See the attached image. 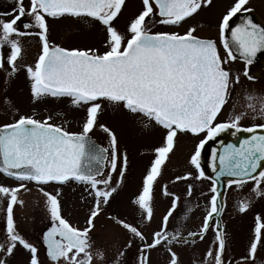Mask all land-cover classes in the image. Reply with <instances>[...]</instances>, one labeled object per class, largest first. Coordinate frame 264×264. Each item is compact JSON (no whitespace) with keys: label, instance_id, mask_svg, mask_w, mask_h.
Listing matches in <instances>:
<instances>
[{"label":"snow or ice","instance_id":"obj_1","mask_svg":"<svg viewBox=\"0 0 264 264\" xmlns=\"http://www.w3.org/2000/svg\"><path fill=\"white\" fill-rule=\"evenodd\" d=\"M13 2L15 6L10 12L0 14V69L9 78L16 74L18 62L23 57L21 38L38 37L41 49L34 66L23 65L31 82L33 100L45 96L69 97L72 105L87 107L82 131L78 133L51 123V115L41 120L21 115L18 109L15 110L18 118L0 125V174L18 182L15 186L0 184V212L4 216L0 264H8V258L18 249L24 252L25 264H41L37 247L18 233L14 220V206L23 203L19 193L29 191L28 182L40 186L38 190L46 198L53 221L44 234L47 256L52 264H95L96 260L103 259L104 253L93 249L90 231L101 206L110 202L123 182L129 161L126 152L121 154L115 133L104 124H100V128L107 134L109 146L99 147L91 141L88 134L101 111L98 100L121 106L131 114H142L147 118L142 120L146 128L159 126L163 130L160 146L153 149L154 159L143 176L142 188L132 201L140 210L141 223H150L153 218L154 184L175 149L178 133L207 134L195 145L188 160L194 167L196 180L212 181L209 209L199 230L188 233L191 240L179 227L171 232L168 230L170 218L179 208L180 197L169 192L167 185L162 192L170 197V207L159 228L151 232L150 240L136 226L118 217L112 218L142 241L140 264H150V253L157 248H163L167 254L166 264H181L175 248L195 243L196 238L203 240L209 229L214 231V247L192 264H224L225 234L218 220L212 224L214 215L219 216L224 210L218 187L220 177H230L227 180L230 188H243L252 182L251 191L256 196L264 195L261 191L264 187V122L245 128L240 123L249 112L253 119L264 120V93L246 92L245 111L233 113L224 122H216L241 80L240 74H233L231 63L238 58L243 60V76L253 80L248 66L257 53L264 50V25L254 22L248 15L232 26L233 17L251 12L249 0H232L217 20L216 38L197 36L194 26L188 27L183 34L153 32L147 27L149 21L179 26L203 7H210L212 0H141V10L129 20L123 33L115 26V20L126 0H29L27 6L24 0ZM26 15L30 21L25 22L21 30L18 24ZM49 17H73L98 26L103 32L104 50L68 49L51 44ZM5 47L8 49L6 59ZM3 102L12 107L6 98ZM229 128L250 135L240 140L239 146L227 144L222 151H213L211 166L215 179L206 177L201 167V149L206 140ZM117 172L119 179L114 180ZM193 175L188 171L183 176L177 175L175 181H186ZM72 181L85 185L93 200L87 226L82 229L72 226L61 215L59 192L52 194L42 187L50 182L66 184ZM193 191V184H188L187 196L191 197ZM248 207L247 201L239 203L240 212ZM261 246H264V222L258 215L247 253L240 257L238 264H256V253Z\"/></svg>","mask_w":264,"mask_h":264},{"label":"rangeland","instance_id":"obj_2","mask_svg":"<svg viewBox=\"0 0 264 264\" xmlns=\"http://www.w3.org/2000/svg\"><path fill=\"white\" fill-rule=\"evenodd\" d=\"M232 0H213L210 7H203L198 14L192 18L186 19L181 25H160L149 21L147 27L149 30L156 31H168L177 32L183 34L188 27L194 26L196 28L195 34L200 37H211L216 38L217 29L216 24L220 14L224 11L226 3H231ZM29 0H24L25 6H27ZM255 7L253 13L256 15L258 20L264 25V0H253L251 3ZM13 0H0V14L10 12L14 7ZM141 10V0H126L125 6L119 17L115 20V26L123 33L129 20L134 17ZM262 12V13H261ZM11 18V17H9ZM30 21V17L24 16L19 22L18 26L21 30L23 24ZM49 24V42L53 45H59L60 47L72 49V48H96L101 52L104 50L103 46V32L101 29L83 19H77L73 17L64 18H47ZM35 32L37 29H31ZM23 45V57L18 62L19 71L12 77L18 78L17 82L19 85H12L9 90L4 89V94L0 92V123L13 120L16 116L15 110L18 109L19 114L34 116L37 119L43 120L45 117L51 115L53 119L51 123L61 125L68 131L80 132L82 131L83 118L86 116L87 106H74L71 104V98L61 97L55 98L51 96H45L40 100L34 101L31 94L30 80L27 77V73L23 65L34 66L35 59L38 57L41 45L38 37L28 36L21 38ZM4 55H7L8 49H3ZM6 59V58H5ZM232 68V65H230ZM241 64H238V70L234 71L233 74H240L241 80L231 92L230 98L227 104L224 106L221 114V121H226L233 113H239L245 111V105L247 103L245 93H264V71H256L255 77L257 80L249 81L242 74ZM7 73L0 69V80L2 77H6ZM8 77V76H7ZM11 79V77H10ZM2 82V81H1ZM24 83V85H23ZM5 88V87H4ZM9 96V101L12 103L9 110L4 111V96ZM101 103V111L98 114V120L94 128L89 134L96 137L102 142L109 143L107 134L100 128V124H104L111 129L117 136L119 149L121 154L124 152L128 156V169L125 174L129 180L128 183L123 184L114 193L113 201H116L115 207L121 206L124 208L126 205L129 207L134 220L137 223L141 222L140 210L137 205H134L132 201L135 198L133 195L131 184L133 185L135 176L139 172L135 166L140 161L146 162L148 153L144 150H148L152 146H160L163 130L159 126L145 127L143 121L147 118L143 117L142 114H131L121 106L112 104L106 100H98ZM6 104V103H5ZM4 113V114H3ZM259 117L253 119V114H249L240 123L241 125H252L254 123H262ZM203 134L193 136L191 133H178L175 149L169 154L168 163L166 164L165 172H168L169 183L168 191L175 193L180 197L179 208L173 217L170 218L169 225L177 227L180 222V217L184 212L187 229L195 228L197 222L202 220L203 216L209 209V199L211 196L210 187L211 184L206 179L196 180L194 167L188 164L190 154L194 151V147L201 140ZM154 147V148H155ZM153 155H155L153 153ZM192 171L193 177H189L186 181H175L177 175L183 176L185 172ZM141 173V172H140ZM193 184L194 191L191 197L187 196V185ZM252 182H249L243 188L237 189L235 186L229 187V190L225 197L224 215L222 219L225 221V227L227 230V241L228 255L233 256L234 264H238L240 257L244 254V244L250 242L253 234L254 219L259 215L264 222V195L256 196L251 191ZM65 193L69 200L67 204L71 207L72 218L74 219L75 225L84 226V219L88 209H83L84 205L88 204L83 198H80L77 194L78 189L74 191L76 196H72L71 191L66 188ZM264 192V187L261 189ZM156 197L153 202L154 215L151 221L156 226L157 220L162 219V212L166 206H170V197L159 196V193H155ZM158 198V199H157ZM164 200V201H163ZM247 201L249 207L244 212L239 211V203ZM72 204V206L70 205ZM164 205V209H163ZM190 209V211H186ZM73 211V212H72ZM102 216L98 214L97 218L94 219V225L96 228L92 230L93 234L97 236L101 235L104 231L99 228V225L103 221ZM105 219V217H104ZM142 224V223H141ZM107 225V224H106ZM110 224H108L109 226ZM111 226V225H110ZM113 232L107 234L106 239V250L108 253H116L118 249L117 242H121L123 232L120 229H115L112 226ZM231 246H234L233 248ZM235 248V250H234ZM231 250V252H230ZM179 252L178 249H176ZM205 246H202L196 255L199 259L204 257L206 252ZM238 253V254H237ZM262 254V252H261ZM190 257L183 259L180 255L181 264L191 259ZM151 259L153 264H165L167 255L160 252L159 249H155L151 253ZM8 264H25V255L23 257L18 254L8 258ZM43 264H47L45 261Z\"/></svg>","mask_w":264,"mask_h":264},{"label":"flooded vegetation","instance_id":"obj_3","mask_svg":"<svg viewBox=\"0 0 264 264\" xmlns=\"http://www.w3.org/2000/svg\"><path fill=\"white\" fill-rule=\"evenodd\" d=\"M252 1L253 0H249L248 7L251 9V12L248 14H250L252 16L254 22L257 23V21H259V20L256 17V15L253 13V11L255 10V7L251 5ZM212 2H213V0H212ZM230 4L231 3H226L224 10ZM199 12H200V10H199ZM221 14H220V16H221ZM244 14H242V13L238 14L237 16H235L232 19V21L237 20L239 23H241L242 19L245 17V16H243ZM220 51H221V55L223 56L224 51H223L222 46L220 48ZM5 58H6V56H5ZM263 59H264V50H262L261 52H258L257 56L253 58V63L248 66L249 73L251 76L254 77V79L249 80L245 77L247 80H249V81L257 80V78L254 75H255L256 71H261V70H259V68H260V64H261ZM238 64L239 65L241 64V66H242L241 71L243 73L244 67H245V62L239 58L236 61L231 63L232 72H233V70L234 71L238 70L237 69ZM5 67L7 68L6 64H5ZM255 69H256V71H255ZM263 71H264V69H263ZM17 79L18 78L14 79V77H11V79H10L7 76L4 78L2 77V79L0 80V92H2L4 94V89L8 91L12 85H16V84L19 85V88H20L21 83L19 84V82H17L18 81ZM23 85H24V83H23ZM3 98L4 99L6 98L9 101L8 95L4 96ZM0 101H1V97H0ZM10 103H12V101ZM4 106H5L4 111H5V109L9 110L8 104L4 103ZM221 114L222 113H220L218 115V118L216 121L217 123L224 122V121L220 120ZM15 118H18V116H16ZM10 122H12V120L0 123V125H2L4 123H10ZM249 126H251V125H249ZM249 126H247V125L242 126L241 125L242 128L249 127ZM233 133H235V134H233ZM91 136H93V135H91ZM237 136H238V131L236 129L229 128V129H226L225 131H223L221 133H218L215 137L211 138L210 140L213 141V145L210 149L209 154L205 158L203 157V155H201V167H202V169L206 172H209V173L213 172V168L211 166L212 165V153H213V151L218 152L219 147L222 144L226 143L229 140L236 139ZM94 138L102 147L107 148L109 146V143L102 142L101 140H98L96 137H94ZM154 147L155 146H152L149 149V151L144 150L148 153V157L146 158V162L142 163V161H140L135 166L137 169H139V172L135 176L133 185L131 184V188H132L131 193H133V195H135V196L138 194V191L142 188L143 176L146 174L147 169L150 167V163H151L152 159H154V155H153ZM201 154H202V152H201ZM167 163H168V161L166 160L165 165L162 167V174L157 178V182L154 184V191H153L154 199L156 197L155 193H159V196H162L163 199H165V197H166L163 195L162 188L164 185H167V187H168V183H169L170 175H168L167 171L165 172V170H166L165 166ZM217 166H218V161H217ZM115 179H119V173L118 172L114 174V180ZM128 181L129 180L125 176L123 179V182L120 184V186H122L125 183H128ZM17 183L18 182L16 180H14L12 178L5 177L3 174H0V184H3L5 186H15ZM113 186H115V184ZM120 186L118 187V189L120 188ZM27 187H28L29 191L21 190L19 193V199L22 200L23 203L22 204L18 203L17 205L14 206V220L16 223V229H17L18 233L24 239H26L28 242L32 243L34 246L37 247L38 259L41 261V264H43L44 261L47 264H52V262L50 261V259L47 256V244H45V242H44V234L52 227V224H53L50 212L48 211V208L46 206V198L44 197L43 193H41L38 190L40 186H37L36 184L31 183V182H28ZM42 187H44L45 191H48L52 194H56L57 192H59L58 199H59L60 204H61V215L66 220H68V222L72 226L78 227L81 229L87 226L86 220H87V216L89 215V209L92 206L93 200L88 195V192L85 190L86 189L85 185L77 183L75 181H72V182L66 183V184H58L56 182H50L49 184L43 185ZM66 188H68L71 191L72 196H76V193H74V191L78 189L79 191H77V194H79L80 198H83L85 201H88V204L83 206V209H86V210L88 209L86 216H85V219H84V226L83 227H81L80 225H75L74 219L72 218L73 214L71 213L72 209L67 204V201L69 200V198L65 193L66 190H64ZM228 190H229V186H227V189H226V192L224 195V201H223L224 207H225V197H226ZM113 197H114V195L111 197L110 202L107 205L101 206L102 210L99 213L100 216H102L101 219L103 220L101 222V224L99 225V228H101L104 232L98 236L95 233L93 234L92 230L94 228H96V223L90 231V238H91V241L93 243V249L94 250L99 249L100 251H102L104 253L103 259L102 260H96L95 264H140L142 241L138 237H136L134 234H132L130 231L124 229L121 225L116 223L115 220L112 218L118 217L119 219H122L125 222H127L133 226H136L140 231H142L144 233V235L146 237L149 238V240H150L151 232L154 230H157L159 228L162 219L157 220L158 222H156V226L152 225V224H154L153 221H151L150 223H142V224H141V222L137 223L136 220H134V217H133V215H132V213L129 210V207L127 205L124 208H122L120 205L115 207L116 201L111 202L113 200ZM154 199H153V202H154ZM70 205L72 206V204H70ZM169 207L170 206L168 205L164 209V205H163L164 210L162 212L163 213L162 216L166 213V211ZM104 217H105V219H104ZM3 220H4L3 213L0 212V240L3 239V231H2L3 227H4ZM253 222H254V224L252 226L253 227L252 237L254 235V228H255L256 219H254ZM201 223H202V220L200 219V221L196 223L195 228L187 229L185 215L183 212L181 217H180L179 225L177 227L180 228L183 235L187 239L191 240L192 238L188 237V233L189 232H197L199 230ZM216 223L217 222L215 220H212L213 225H215ZM108 224H110L111 226L110 225L108 226ZM220 225L222 226V230L225 234V239H226L225 252H224V257H223L224 264H230V262H231V264H234L233 256H229L231 254L228 255L229 242L227 241V237H228L227 236V230L225 227V221L223 219L221 220ZM112 226H114L115 229H120L124 235L121 239V242L120 243L117 242L118 249H117L116 253H113V252L108 253V251L106 250L107 234H109L110 232H113V233L115 232V231H113ZM177 227H172L168 224V230L170 232L173 231L174 229H176ZM57 238H59V237H57ZM214 239H215L214 231H213V229H209L205 233L203 240L196 238L195 243L177 246L175 248V250L176 249L179 250L178 253H179V255L183 256L182 257L183 259H186V258L190 257L191 254H193L191 259H189L188 261L185 262L186 264H192V262L194 260H200L196 255H199L198 252L202 246H205L206 250L209 249L210 247H214V243H213ZM248 245H249V242H246L244 244V247H243L244 254L247 253ZM231 247L233 248L234 246H231ZM158 249L160 252L162 251L163 253H165L163 248H157V250ZM234 250H235V248H234ZM230 252H231V250H230ZM261 252H262V254H261ZM151 253H150V256H151ZM15 254L16 255L18 254V256H21V257L24 256V252L21 249H18ZM150 256H149L150 264H153L154 259H151ZM255 259H256V264H261V262L264 261V246L258 247V251L256 253Z\"/></svg>","mask_w":264,"mask_h":264},{"label":"water","instance_id":"obj_4","mask_svg":"<svg viewBox=\"0 0 264 264\" xmlns=\"http://www.w3.org/2000/svg\"><path fill=\"white\" fill-rule=\"evenodd\" d=\"M248 15H250V14H248V13H246V14H244V16H248ZM251 16V15H250ZM252 17V16H251ZM239 22L237 21V20H233L232 21V26H235L236 24H238ZM258 131V130H257ZM250 135V133H241V132H239V137L237 138V140L236 141H234V142H230V143H228V144H234V145H236V146H239V142H240V140H242V139H245V138H247L248 136ZM90 137V136H89ZM91 138V141L92 142H94L96 145H98L97 143H96V141L92 138V137H90ZM212 145V142H208V144L206 145V148H205V152H208V150L210 149V146ZM99 147H101L100 145H98ZM262 163H264V162H262ZM210 177H212L213 179H215V174H214V176L213 175H211ZM228 179H230V177H228V176H221L220 177V179H219V181H218V187L220 188V190H221V202H222V199H223V195H224V192H225V181H227ZM220 215H221V213L219 214V216H215L214 215V217L216 218V220H218V221H220Z\"/></svg>","mask_w":264,"mask_h":264},{"label":"bare ground","instance_id":"obj_5","mask_svg":"<svg viewBox=\"0 0 264 264\" xmlns=\"http://www.w3.org/2000/svg\"><path fill=\"white\" fill-rule=\"evenodd\" d=\"M234 18V17H233ZM232 18V19H233ZM264 69V59L262 60V62H261V64H260V68H259V70H263Z\"/></svg>","mask_w":264,"mask_h":264}]
</instances>
